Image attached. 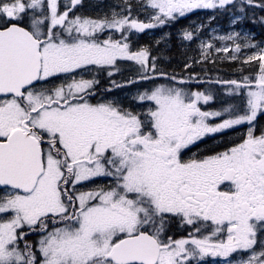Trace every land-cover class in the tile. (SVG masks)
Returning <instances> with one entry per match:
<instances>
[{
    "label": "snow or ice",
    "instance_id": "obj_1",
    "mask_svg": "<svg viewBox=\"0 0 264 264\" xmlns=\"http://www.w3.org/2000/svg\"><path fill=\"white\" fill-rule=\"evenodd\" d=\"M246 23L264 0H0V264H264Z\"/></svg>",
    "mask_w": 264,
    "mask_h": 264
},
{
    "label": "rangeland",
    "instance_id": "obj_2",
    "mask_svg": "<svg viewBox=\"0 0 264 264\" xmlns=\"http://www.w3.org/2000/svg\"><path fill=\"white\" fill-rule=\"evenodd\" d=\"M85 2H86V4L89 3V2L95 3L96 0H85ZM111 2L114 3L115 0H111ZM205 11H207V10H198L195 15L190 14L187 19H183L181 21V25L182 26H187V25H189L192 22L199 23V21L201 19H206ZM181 25H178V27L181 26ZM214 26H218L219 27V29L221 30V34L226 33L228 28H229L227 18L226 17L218 18V20L216 22V25H214ZM245 28L250 29L251 31H254L256 33L255 39L259 40V39L262 38V37H260L262 35L261 34L262 32H261V30L258 27L252 26V25L246 23L245 24ZM164 31H170V32L173 33L172 41H170V43H171L172 47L176 48L175 41H176L177 38L175 36V30L172 29V28H166V29H164ZM160 34H161V30L160 29L149 30L147 32V34H140V40H141V42H148V40H149L148 37H158ZM177 55H179V54H177Z\"/></svg>",
    "mask_w": 264,
    "mask_h": 264
},
{
    "label": "flooded vegetation",
    "instance_id": "obj_3",
    "mask_svg": "<svg viewBox=\"0 0 264 264\" xmlns=\"http://www.w3.org/2000/svg\"><path fill=\"white\" fill-rule=\"evenodd\" d=\"M262 35L260 36V37H264V34L263 33H261ZM148 39H150V37H148ZM117 79H119V77H117ZM211 141H209V143H210ZM195 150V149H194Z\"/></svg>",
    "mask_w": 264,
    "mask_h": 264
},
{
    "label": "trees",
    "instance_id": "obj_4",
    "mask_svg": "<svg viewBox=\"0 0 264 264\" xmlns=\"http://www.w3.org/2000/svg\"><path fill=\"white\" fill-rule=\"evenodd\" d=\"M172 49H173V52L175 53V51H176V48L172 47ZM176 54H178V53H176Z\"/></svg>",
    "mask_w": 264,
    "mask_h": 264
}]
</instances>
